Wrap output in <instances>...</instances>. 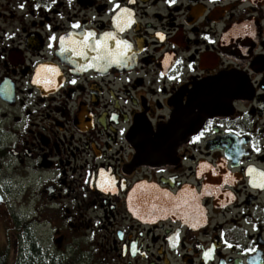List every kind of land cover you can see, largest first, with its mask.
I'll use <instances>...</instances> for the list:
<instances>
[{"label":"flooded vegetation","instance_id":"flooded-vegetation-1","mask_svg":"<svg viewBox=\"0 0 264 264\" xmlns=\"http://www.w3.org/2000/svg\"><path fill=\"white\" fill-rule=\"evenodd\" d=\"M0 264H264V0H0Z\"/></svg>","mask_w":264,"mask_h":264},{"label":"snow or ice","instance_id":"snow-or-ice-1","mask_svg":"<svg viewBox=\"0 0 264 264\" xmlns=\"http://www.w3.org/2000/svg\"><path fill=\"white\" fill-rule=\"evenodd\" d=\"M89 35H91V34H89ZM110 36H111V33H105V34H103L102 40L103 39H107ZM119 43H124V42H119ZM97 44L99 45L100 44V41H98ZM124 47H127V45L124 44Z\"/></svg>","mask_w":264,"mask_h":264}]
</instances>
